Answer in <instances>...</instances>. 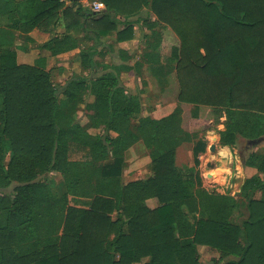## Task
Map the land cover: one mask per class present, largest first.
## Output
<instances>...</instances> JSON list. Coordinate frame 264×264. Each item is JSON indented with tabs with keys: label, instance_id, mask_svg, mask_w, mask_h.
I'll use <instances>...</instances> for the list:
<instances>
[{
	"label": "trees",
	"instance_id": "16d2710c",
	"mask_svg": "<svg viewBox=\"0 0 264 264\" xmlns=\"http://www.w3.org/2000/svg\"><path fill=\"white\" fill-rule=\"evenodd\" d=\"M96 1L102 10L87 9L81 0H24L22 29L51 32L62 17L67 33L44 45L63 51L71 47L64 43L73 29L132 39L139 18L131 17L146 9L156 17L144 20L152 31L162 24L179 40L173 66L178 101L211 107L215 120L226 117L222 145L235 144L242 133L236 112L264 121V0ZM9 4L0 0V11ZM159 43L149 39L137 65L149 62L160 84ZM94 51H81L84 66H94ZM60 89L43 65L17 63L15 53L0 46V264H201L198 245L217 251L219 264H264V178L256 175L264 174V149L246 158L257 173L244 180L240 199L208 193L194 185L198 174L176 163L188 132L170 118L174 113L141 114L139 97L128 95L112 72L72 78ZM79 102L87 126L75 118ZM261 136L264 123L255 122L244 137ZM139 141L150 155L149 174L122 184L125 152ZM74 144L88 158L71 159ZM192 150L198 165L203 148ZM50 171L63 178L60 196L45 178ZM198 193L213 203L211 215L192 207ZM71 195L91 202L71 204ZM240 209L246 216L232 220Z\"/></svg>",
	"mask_w": 264,
	"mask_h": 264
},
{
	"label": "rangeland",
	"instance_id": "374dc122",
	"mask_svg": "<svg viewBox=\"0 0 264 264\" xmlns=\"http://www.w3.org/2000/svg\"><path fill=\"white\" fill-rule=\"evenodd\" d=\"M82 4L85 3L83 2ZM101 5L104 8V5ZM135 18H139V21L134 22L133 25L134 29L136 30L137 36H139V41L138 43L134 42V44L132 45L133 47H130L139 52V56H141L139 59L141 60L143 58V52L146 50V48H150V46H147L148 40L154 39L155 37L160 38V43L157 51L161 53V57L158 60L164 62L163 68L159 70L161 75L160 81H162V83L159 84L154 77L146 73L145 69L142 66L139 68L142 69L141 77L139 78V80L138 77H135L132 72L121 71L118 72V74H120L121 81L124 82L123 84L128 87V90L133 95L137 94V96L140 98L142 105L141 114L144 115L152 112L153 116L156 118H165L167 116L170 117V114L174 113V115L170 118L173 119L174 123H176L183 132H188V136L186 134L184 137L185 140L183 139V142L177 146L176 163L178 167L184 169L186 172H193L194 174H198L200 176L199 177L198 175H196L197 180L194 181V185L205 190L208 193L222 196L227 194H234L238 191L239 182L242 178L240 177V179H236L234 175H231L232 173L229 170V166L232 165V167H239L240 165H242L240 151L243 148L245 140L244 136L249 132V127H251L252 124H255V122H258V124L261 122L264 123V121H259L260 119H262L261 117H253L252 115H249L250 113L246 114L245 112H236L234 114V117L241 126L242 133L238 135L236 143L230 145L232 161H230V163L226 162V165H220L222 161L228 160V158L222 157V153H220V148L218 146L221 144L220 136L221 132L225 129L226 117L223 115L219 119L215 120L213 118V109L211 107L206 105H192L188 103L185 104L178 101L177 96L179 92V85L173 67L175 65L176 59L178 58L179 40L176 34L170 28H167L162 24L154 25L153 27L154 29H156L152 31V29L149 28L144 20L153 22L156 20V17L153 13H150L146 9L138 13V15L131 17L132 20H134ZM121 19H123V17H121ZM86 34L88 33H85V35ZM89 34L94 35L92 32ZM74 36L79 39L80 48L89 43V41L87 40L83 42L77 31H75ZM112 38L114 37L107 38L108 44L113 42ZM113 44L115 45V43ZM113 44H109L112 46L113 50H111L109 53L102 52L103 55L100 54L101 56L98 55V57H96L98 60H101L103 64L119 62L116 54L117 52ZM77 51V48L74 51L68 49L63 51L60 50L58 54L60 57L50 59V62L47 66L49 68H52L51 73L53 83L57 88H59L60 94L62 91V89H60V85L64 84V81L70 74L77 73L83 75L88 70L87 66L81 67L79 65V60L81 57H77ZM99 71L100 69L96 67L94 74H97ZM86 100H92V97H87ZM75 116L76 120L80 122L82 126H87L89 124L88 116L84 112V103L79 102L77 104L75 109ZM90 132L95 133L99 132V130L90 129ZM213 142L217 143V147H215L214 150L208 149ZM194 145H196L198 149L203 148V151L198 156V165H194L193 161L194 154L192 148ZM70 146L71 147L69 155L71 159L88 158V152L85 148L75 144ZM263 146L264 141L260 142L258 145L249 147L247 150H244L243 155L245 156V161L251 150H263ZM8 158L9 157L7 154L5 160L7 161ZM125 160L126 163L121 175L122 184H125L131 180L144 178L148 175L150 155L142 142L140 144H135L134 146L126 150ZM209 163H211V165H208ZM208 172L212 173L211 177L207 176ZM223 175L227 176V181L229 183H226L225 185H219L217 183V178L222 177ZM256 175H261V177L264 178V174L262 173H257ZM45 176V178H48L49 180L50 187L54 195L60 196L64 191L63 178L61 174L56 171H50L48 175ZM194 185L191 187L193 191L197 189V187H194ZM239 193L240 191H238V195ZM255 197H261V193H257ZM70 198L71 199L69 200V202L78 206H89L91 202V197L71 195ZM237 198L240 199V195L237 196ZM149 201V205L154 204V199H149ZM194 203L195 204L192 207L196 206L199 210L201 209V215L206 216L210 214L209 212H211L210 209L212 208L213 203L207 200L206 197L202 198L200 193H198L196 195ZM228 205L229 204H227V206ZM238 214H240V217L238 219H241L242 217L246 216L247 211L246 209L234 210L232 211V215L230 218L232 220H234V218L237 219ZM207 254L210 255L208 249L201 252V255L203 257ZM208 262L207 259H205L204 261H200V263L202 264H209Z\"/></svg>",
	"mask_w": 264,
	"mask_h": 264
},
{
	"label": "crops",
	"instance_id": "0c3cea01",
	"mask_svg": "<svg viewBox=\"0 0 264 264\" xmlns=\"http://www.w3.org/2000/svg\"><path fill=\"white\" fill-rule=\"evenodd\" d=\"M10 2L9 8H5L2 11H0V46L1 48L5 50H9L15 53L16 61L17 63H26V64H33V65H43L45 69L50 71L51 78H52V68L47 67L50 59H53L55 57H60L59 54V49L55 48V44L52 43L50 47L45 46L44 44L53 36L58 37L59 39H62L64 36L65 28H64V23H63V18L59 17L57 23L55 24V28L51 32H43L38 30L37 28H33L29 31H24L21 26V12H22V7L24 5V0H8ZM68 2V1H66ZM81 2L85 3L83 6L87 9L88 7V0H81ZM121 27V24H119ZM156 29V28H155ZM75 31L79 33V36L81 37L82 41L85 42L86 40L89 41L88 44L83 46L82 48L79 47V39L74 36ZM68 41L67 43H64L66 46H70L68 50H76L78 49L77 57H81V51H87L88 49L93 48L95 51L94 55H92V61H94V66L90 68L88 66L89 63H87V72L85 74H70L64 82L67 80H71L72 78H79V77H87L88 79H95L96 77L102 75L103 73L106 72H112L115 74L118 83L124 87L126 90L125 92L128 95H133L129 90L128 87L123 84L124 82L121 81L120 74L118 72H132L135 77L139 78L141 77V72L142 69L138 68L137 63L140 61L139 60V52L135 51L134 48H132L134 42L138 43L139 36H137L136 30L134 29L133 33V38L129 40H123V41H117L116 39V34H108L107 36H100L97 37L92 34H83L82 32H79L78 30H70L68 31ZM112 38L113 42L109 44L115 43V49H116V54L118 57L119 62L118 63H106L103 64L101 60H98L96 57L101 56L100 54L103 53H109L112 49V46L109 45L107 42V38ZM77 43V46L75 44ZM132 46V47H130ZM132 48V49H130ZM57 50V51H56ZM103 55V54H102ZM62 56V55H61ZM82 58V57H81ZM80 58L79 60V65L83 67V63L81 62L82 59ZM77 59V58H76ZM100 59V58H99ZM141 66L145 69V72L154 77L156 80L157 78L149 71L148 66L149 62H143ZM140 66V67H141ZM96 67L100 69V71L97 74H94ZM112 68V69H111ZM115 68V71H114ZM119 69V70H118ZM137 70V71H136ZM53 81V79H52ZM127 88H126V87ZM137 96V94H135ZM91 97V96H86ZM85 98V99H86ZM140 99V98H139ZM187 104V103H185ZM142 106V105H141ZM85 108V107H84ZM76 109V108H75ZM85 112V109H84ZM86 114V112H85ZM147 114H152V112H149ZM74 115H75V110H74ZM146 115V114H144ZM153 115V114H152ZM76 118V116H75ZM80 123V122H79ZM81 124V123H80ZM82 125V124H81ZM90 131V130H89ZM264 141V140H263ZM141 141L136 142L135 144H140ZM133 144L132 146H134ZM130 146V147H132ZM220 148V153H222V157L228 158V160L222 161L220 165H226L232 161V156H231V151H230V145H218ZM129 147V148H130ZM215 147H217V143H215ZM262 147V146H258ZM264 147V146H263ZM225 150V151H224ZM255 151V149H253ZM225 152V153H224ZM226 168V167H225ZM229 170L231 171V175H234V177L237 178H242L241 181L239 182V189L238 191L241 190V186L244 182V180L257 173V169L252 166H248L245 163H242L239 167L235 166L232 167V165L229 166ZM209 173V172H208ZM207 173V174H208ZM211 173V172H210ZM149 174V171H148ZM212 174V173H211ZM212 176V175H211ZM145 178V177H144ZM217 183L219 185H225L226 183H229L227 181V176H222L217 178ZM238 191L235 192L234 194H230L231 196L233 195L235 198H237ZM149 199L147 200V204L149 203ZM152 203V202H151ZM154 203V201H153ZM149 205V204H148ZM151 205V204H150ZM210 252V255L207 254L206 256H202L201 252L204 250H207ZM197 250L200 254L199 261H204L207 259V262L209 264H219L215 259L218 258V252L210 248L209 246L206 245H198ZM217 252V253H216ZM146 258L143 259L145 261ZM135 264H141V263H135ZM202 264V263H201Z\"/></svg>",
	"mask_w": 264,
	"mask_h": 264
},
{
	"label": "water",
	"instance_id": "95a60500",
	"mask_svg": "<svg viewBox=\"0 0 264 264\" xmlns=\"http://www.w3.org/2000/svg\"><path fill=\"white\" fill-rule=\"evenodd\" d=\"M263 140H264V136H261V137H258V138H253V139H245L244 140L243 148L240 151V157H241V162L242 163L245 162V156L243 155V151L247 150L251 146L258 145ZM209 149L210 150H214L215 149V143L214 142L209 146ZM208 165H211V163H209ZM211 175L212 174L210 172L207 174L208 177H211Z\"/></svg>",
	"mask_w": 264,
	"mask_h": 264
},
{
	"label": "built area",
	"instance_id": "2783aa9c",
	"mask_svg": "<svg viewBox=\"0 0 264 264\" xmlns=\"http://www.w3.org/2000/svg\"><path fill=\"white\" fill-rule=\"evenodd\" d=\"M88 7L92 11H100L103 8V6L96 0L88 2Z\"/></svg>",
	"mask_w": 264,
	"mask_h": 264
},
{
	"label": "bare ground",
	"instance_id": "6f19581e",
	"mask_svg": "<svg viewBox=\"0 0 264 264\" xmlns=\"http://www.w3.org/2000/svg\"><path fill=\"white\" fill-rule=\"evenodd\" d=\"M123 24V23H122ZM214 137V136H213ZM215 138V137H214ZM209 149V148H208ZM225 151V150H224ZM225 153V152H224ZM217 171H218V169H217ZM240 179V178H239Z\"/></svg>",
	"mask_w": 264,
	"mask_h": 264
}]
</instances>
